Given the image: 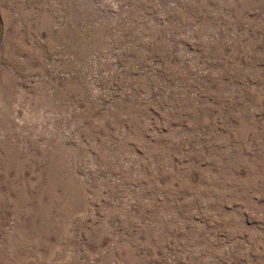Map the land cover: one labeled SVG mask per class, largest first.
<instances>
[{"label": "rangeland", "instance_id": "374dc122", "mask_svg": "<svg viewBox=\"0 0 264 264\" xmlns=\"http://www.w3.org/2000/svg\"><path fill=\"white\" fill-rule=\"evenodd\" d=\"M0 264H264V0H0Z\"/></svg>", "mask_w": 264, "mask_h": 264}]
</instances>
